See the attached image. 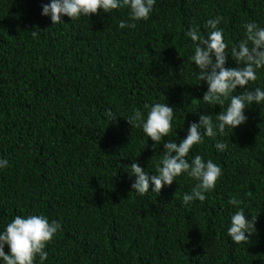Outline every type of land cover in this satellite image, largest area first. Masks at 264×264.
<instances>
[{
    "label": "trees",
    "instance_id": "1",
    "mask_svg": "<svg viewBox=\"0 0 264 264\" xmlns=\"http://www.w3.org/2000/svg\"><path fill=\"white\" fill-rule=\"evenodd\" d=\"M48 3L0 0V159L8 161L0 168V233L17 215L58 221L44 264H264V104L190 150L189 162L201 155L222 169L203 202L183 203L197 183L186 173L139 195L130 169L135 162L155 175L164 142L179 144L199 115L215 123L222 111L202 103L208 86L197 79L189 59L196 45L185 33L197 27L206 36L207 20L222 16L225 67L238 68L231 48L246 38L245 23L264 28V0H156L134 29L119 27L128 20L123 7L53 25L42 15ZM257 77L234 94L264 89V68ZM155 102L174 116L154 146L126 119L134 110L146 116ZM233 196L248 220L257 217L240 244L227 234Z\"/></svg>",
    "mask_w": 264,
    "mask_h": 264
},
{
    "label": "clouds",
    "instance_id": "2",
    "mask_svg": "<svg viewBox=\"0 0 264 264\" xmlns=\"http://www.w3.org/2000/svg\"><path fill=\"white\" fill-rule=\"evenodd\" d=\"M155 3L156 0H50V3L42 6V15L50 16L55 25L63 23L62 16L73 21L81 16L98 14L101 9L108 13L123 7L129 9L128 20L121 21L119 27L134 29L135 22L149 19ZM222 20V16L207 20L206 36H201L197 27L190 28L185 33L196 45L194 54L189 59L199 69L197 79L206 82L208 86L202 103L209 106L219 105L222 111L215 116V123L212 115H199V123H190L186 138L179 144L174 141L164 142L163 155L156 164L155 175L149 176L138 163L131 164V175L135 177L132 190L139 195L148 193L150 186L153 193H160L165 185L171 186L176 177L186 173L197 183L190 193L183 196V203L188 205L196 200L205 201V193L215 188L222 169L211 159L205 161L201 155L194 156L189 162L187 157L190 150L194 145L202 144L205 136L215 138L218 133L223 134L226 128L235 129L244 124L247 121L244 115L246 107L253 103L264 104V89L259 87L234 94L238 86L244 88L249 82L256 81L257 70L264 68V28L255 22L243 25L246 38L231 48L230 55L240 67L226 68L228 45L224 40L223 29L218 27ZM30 34L34 38L37 36L35 29ZM226 101L229 103L223 108ZM145 108L149 109L146 116L143 112L134 110L126 120L132 127H142L155 146L171 132L174 108L160 102L151 106L145 105ZM106 116H113L111 110L107 111ZM215 147L224 151L227 145L218 142ZM7 166L8 161L0 159V168ZM228 203L237 211L231 215L227 234L236 244L247 242L256 232L257 217L251 216V220H248L244 209L240 207L242 201L235 196ZM60 229L61 224L58 221L50 222L44 215H29L26 218L17 215L0 233V259L4 264H35L36 257L39 256L40 264H44L47 259L44 249ZM5 245L10 254H5Z\"/></svg>",
    "mask_w": 264,
    "mask_h": 264
}]
</instances>
